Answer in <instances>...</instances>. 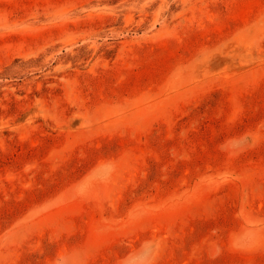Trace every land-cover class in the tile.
<instances>
[{
	"label": "rangeland",
	"instance_id": "obj_1",
	"mask_svg": "<svg viewBox=\"0 0 264 264\" xmlns=\"http://www.w3.org/2000/svg\"><path fill=\"white\" fill-rule=\"evenodd\" d=\"M0 264H264V0H0Z\"/></svg>",
	"mask_w": 264,
	"mask_h": 264
}]
</instances>
